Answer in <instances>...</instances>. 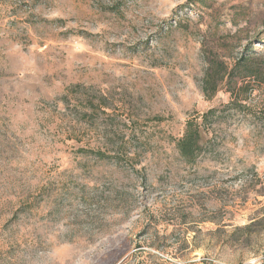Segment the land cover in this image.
<instances>
[{
  "label": "rangeland",
  "instance_id": "374dc122",
  "mask_svg": "<svg viewBox=\"0 0 264 264\" xmlns=\"http://www.w3.org/2000/svg\"><path fill=\"white\" fill-rule=\"evenodd\" d=\"M251 52L264 69V0H0V264H264V81L232 72Z\"/></svg>",
  "mask_w": 264,
  "mask_h": 264
},
{
  "label": "trees",
  "instance_id": "16d2710c",
  "mask_svg": "<svg viewBox=\"0 0 264 264\" xmlns=\"http://www.w3.org/2000/svg\"><path fill=\"white\" fill-rule=\"evenodd\" d=\"M255 53L251 52L248 55H244L242 60L239 61L232 72H236L237 75L242 76V78L255 79L259 82L264 81V69L263 66L255 62ZM222 68V69H221ZM224 67H217L215 64L209 65V70L204 78L203 90L207 97L213 96L220 88L218 86V77L223 78L222 71ZM234 75V73H232ZM245 80V79H244ZM250 84V83H247ZM232 93V100L225 105V109H233L234 107L241 104L239 95H236L235 85L230 87ZM217 108H211L208 111L201 114L199 117H194L188 119L186 122L185 130L177 142L176 148L180 156L187 163H195L197 159L206 152L211 150V141L208 139V134L211 129L208 127L212 126L213 123L221 118V113ZM82 152L94 154L99 159L113 160L118 159L119 154L115 153L113 155L108 154V152L102 149H83Z\"/></svg>",
  "mask_w": 264,
  "mask_h": 264
}]
</instances>
